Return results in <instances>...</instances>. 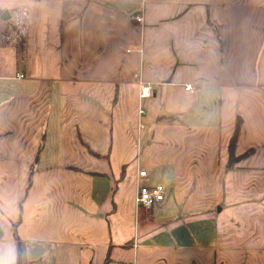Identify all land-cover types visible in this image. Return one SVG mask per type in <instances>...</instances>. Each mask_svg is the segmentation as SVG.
<instances>
[{
  "label": "crops",
  "instance_id": "crops-1",
  "mask_svg": "<svg viewBox=\"0 0 264 264\" xmlns=\"http://www.w3.org/2000/svg\"><path fill=\"white\" fill-rule=\"evenodd\" d=\"M21 7L0 264H264V0H0ZM140 169L165 188L150 211Z\"/></svg>",
  "mask_w": 264,
  "mask_h": 264
},
{
  "label": "built area",
  "instance_id": "built-area-1",
  "mask_svg": "<svg viewBox=\"0 0 264 264\" xmlns=\"http://www.w3.org/2000/svg\"><path fill=\"white\" fill-rule=\"evenodd\" d=\"M136 21L141 23L142 17L136 16ZM0 22V47H12L18 49L21 44H25L29 14L25 7L18 8L11 12L7 19H1ZM24 42V43H23ZM23 78L22 74L17 76ZM152 95V86L142 84L140 86V96L148 98ZM144 110H139V115H143ZM144 176H147L145 170H138L137 172V186L134 197V204L137 208L150 211L154 206L160 204L165 198V188L163 185L156 184L152 186L138 183Z\"/></svg>",
  "mask_w": 264,
  "mask_h": 264
},
{
  "label": "trees",
  "instance_id": "trees-1",
  "mask_svg": "<svg viewBox=\"0 0 264 264\" xmlns=\"http://www.w3.org/2000/svg\"><path fill=\"white\" fill-rule=\"evenodd\" d=\"M3 13H1V15H2ZM22 40H26V39H22ZM24 43V42H23ZM24 47V44H21L20 46H19V48L18 49H15V50H17V54H18V56L20 57V58H22V53H23V48ZM237 132H239V123H237V125H236V128H235V131H234V134H233V136H232V138H231V141H230V146H229V160H228V164L230 165L231 163H233L235 160H237V158L236 157H234V154H233V146H234V142H235V140H236V138H237V135H238V133Z\"/></svg>",
  "mask_w": 264,
  "mask_h": 264
},
{
  "label": "rangeland",
  "instance_id": "rangeland-1",
  "mask_svg": "<svg viewBox=\"0 0 264 264\" xmlns=\"http://www.w3.org/2000/svg\"><path fill=\"white\" fill-rule=\"evenodd\" d=\"M1 16H2V15H1V13H0V18H1ZM151 173H152V172H151ZM153 173H154V178H153L154 181H153V183H158V181L155 182V180H157L159 177H158V175H157L155 172H153ZM152 176H153V174H152Z\"/></svg>",
  "mask_w": 264,
  "mask_h": 264
},
{
  "label": "water",
  "instance_id": "water-1",
  "mask_svg": "<svg viewBox=\"0 0 264 264\" xmlns=\"http://www.w3.org/2000/svg\"><path fill=\"white\" fill-rule=\"evenodd\" d=\"M1 18L2 19H7V14L6 13L2 14Z\"/></svg>",
  "mask_w": 264,
  "mask_h": 264
}]
</instances>
